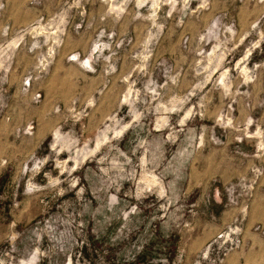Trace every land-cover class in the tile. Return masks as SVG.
Segmentation results:
<instances>
[{
    "label": "rangeland",
    "instance_id": "374dc122",
    "mask_svg": "<svg viewBox=\"0 0 264 264\" xmlns=\"http://www.w3.org/2000/svg\"><path fill=\"white\" fill-rule=\"evenodd\" d=\"M0 264H264V0H0Z\"/></svg>",
    "mask_w": 264,
    "mask_h": 264
}]
</instances>
